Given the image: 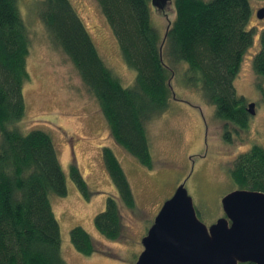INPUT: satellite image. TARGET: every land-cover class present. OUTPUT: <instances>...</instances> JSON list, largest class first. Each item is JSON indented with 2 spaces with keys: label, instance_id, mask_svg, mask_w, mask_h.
Returning a JSON list of instances; mask_svg holds the SVG:
<instances>
[{
  "label": "trees",
  "instance_id": "1",
  "mask_svg": "<svg viewBox=\"0 0 264 264\" xmlns=\"http://www.w3.org/2000/svg\"><path fill=\"white\" fill-rule=\"evenodd\" d=\"M94 2L122 62L134 72L129 87H122L104 65L69 0H39L37 15L49 43L66 58L95 100L115 146L139 165L152 166L145 125L166 110L172 95L170 80L179 69L183 85L213 108L223 140L232 141L233 135L246 129L247 104L237 96L233 81L252 41L246 29L251 16L248 0H173L174 17L162 38L150 23L148 0ZM25 25L17 0H0V264H65L49 203L50 196H65L64 174L47 134L39 130L21 134L15 127L23 117L22 89L28 81ZM251 70L264 84V28ZM258 81L256 87L261 89ZM100 156L116 196L106 197L92 225L112 242L123 231L121 215L133 214L134 199L111 150L102 147ZM228 175L236 189L264 194V150L253 145L236 156ZM68 177L87 198V187L73 160ZM68 237L81 256L104 253L102 244L93 242L80 227L71 228Z\"/></svg>",
  "mask_w": 264,
  "mask_h": 264
},
{
  "label": "rangeland",
  "instance_id": "2",
  "mask_svg": "<svg viewBox=\"0 0 264 264\" xmlns=\"http://www.w3.org/2000/svg\"><path fill=\"white\" fill-rule=\"evenodd\" d=\"M38 1L17 0L21 20L28 29L29 53L26 59L28 81L22 89L24 113L15 127L21 134L31 130L47 134L64 174L65 196H50L49 203L58 224L60 255L65 264H134L141 252L140 241L159 207L180 184L202 224L208 226L223 217L220 200L236 189L228 175L232 161L253 145L264 150V84L251 70V59L258 49V35L264 28V16L258 20L255 12L264 9V0H248L251 16L246 29L251 32L252 41L233 81L237 96L246 104L253 103V115H248L246 129L233 135L232 141L223 140L222 125L214 116L213 108L202 101L197 91L183 85L179 69L170 80L172 95L166 110L145 125L152 159L150 168L139 165L112 143L95 100L66 58L49 43L37 15ZM172 1L158 10L151 8L148 0L150 23L158 38L164 36L173 20ZM69 2L104 65L122 87L131 86L134 72L122 62L94 0ZM257 81L261 89H257ZM102 147L109 148L118 161L134 199L133 214L121 215L123 231L112 242L101 237L92 225V218L104 209L106 197L116 196L102 165ZM204 150L205 159L201 158ZM72 160L87 187V198L77 191L68 177ZM73 227H80L93 242L101 243L104 253L89 256L76 253L68 237Z\"/></svg>",
  "mask_w": 264,
  "mask_h": 264
},
{
  "label": "water",
  "instance_id": "3",
  "mask_svg": "<svg viewBox=\"0 0 264 264\" xmlns=\"http://www.w3.org/2000/svg\"><path fill=\"white\" fill-rule=\"evenodd\" d=\"M161 10L170 0H149ZM258 20L264 9L255 12ZM253 115V103L246 105ZM223 217L208 226L195 215L183 184L159 207L134 264H264V194L234 189L220 200Z\"/></svg>",
  "mask_w": 264,
  "mask_h": 264
},
{
  "label": "flooded vegetation",
  "instance_id": "4",
  "mask_svg": "<svg viewBox=\"0 0 264 264\" xmlns=\"http://www.w3.org/2000/svg\"><path fill=\"white\" fill-rule=\"evenodd\" d=\"M229 135H230V133H229ZM234 137V136H233ZM233 137H232V140H233ZM231 138V137H230ZM206 150V149H205ZM205 150H204V152H203V154H202V157L201 158H206V154H205ZM235 159V158H234Z\"/></svg>",
  "mask_w": 264,
  "mask_h": 264
}]
</instances>
